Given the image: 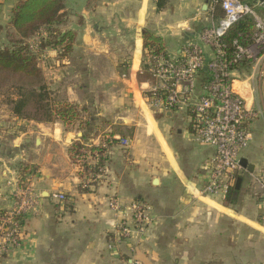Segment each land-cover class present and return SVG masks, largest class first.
<instances>
[{
	"label": "crops",
	"instance_id": "0c3cea01",
	"mask_svg": "<svg viewBox=\"0 0 264 264\" xmlns=\"http://www.w3.org/2000/svg\"><path fill=\"white\" fill-rule=\"evenodd\" d=\"M18 1L0 0V27ZM64 1L60 30L75 34L71 52L44 50L38 67L50 102L75 106L79 120L66 126L20 119L0 100V213L15 205V180L39 197L19 246L0 264H264L258 184L264 179V92L254 95L264 64L234 82L247 109L258 113L240 153L253 171L237 173L241 183L231 203L203 197L198 191L214 150L194 142L188 113L150 110L143 46L144 36L153 35L175 57L193 29L207 25L204 0H170L161 10L156 0ZM183 1L192 15L180 22ZM73 145L84 147L83 164L72 161ZM112 198L122 207L149 205L152 223L120 240V222L133 223L127 212L110 210Z\"/></svg>",
	"mask_w": 264,
	"mask_h": 264
},
{
	"label": "built area",
	"instance_id": "2783aa9c",
	"mask_svg": "<svg viewBox=\"0 0 264 264\" xmlns=\"http://www.w3.org/2000/svg\"><path fill=\"white\" fill-rule=\"evenodd\" d=\"M216 3V0H204L206 27L185 39L175 57L154 56L146 51L143 61L151 79L145 93L150 110L154 113H188L194 142L214 150L206 163L208 179L198 191L203 197H225L234 187L236 175L242 170L240 153L247 149L251 140L249 123L257 116V112L247 109L244 98L235 89L234 82L238 77L230 66L246 58L252 62L251 70L255 74L259 64H264V16L238 0H222V17L215 21ZM248 16L253 19L257 31L254 42L245 49L236 47L235 58L230 60L222 37L231 26ZM204 72L209 75L207 80L202 79ZM256 75L263 76L261 68ZM121 145L128 146V141L121 140ZM8 184L12 185V182ZM258 184L264 205V179ZM13 186L15 205L0 213V260L19 246L25 217L38 207L39 197L29 185H20L15 180ZM52 197L59 201L64 199L61 194ZM108 205L114 213L123 210L132 219L133 228L125 220L120 222V240L129 239L134 232L142 233L152 223L151 207L147 204L132 202L122 207L116 198H112ZM260 222L264 226V213ZM130 264L141 263L130 259Z\"/></svg>",
	"mask_w": 264,
	"mask_h": 264
},
{
	"label": "trees",
	"instance_id": "16d2710c",
	"mask_svg": "<svg viewBox=\"0 0 264 264\" xmlns=\"http://www.w3.org/2000/svg\"><path fill=\"white\" fill-rule=\"evenodd\" d=\"M169 1L156 0V8L164 9ZM221 1L216 0L215 21L222 17ZM238 1L248 4L264 16V0ZM65 9L64 0H19L11 11L7 26L0 27V100L7 103L12 113L20 119L58 121L66 126L79 120L80 113L75 106L50 102L42 71L38 67L39 55L44 50H55L61 56L71 52L75 34L60 30V26L66 22ZM205 27L206 25L199 24L193 29L194 34ZM256 33L255 23L249 16L231 26L222 37L228 58L230 60L235 58L236 47L243 49L250 47ZM143 47L144 51H149L151 55L168 57L162 40L153 35L144 36ZM251 65L250 60L242 58L233 63L230 70L235 71L239 77L248 73ZM146 76L147 81H151L147 73ZM208 76L204 72L202 79L207 80ZM262 79L264 80V67ZM84 152L83 146L73 145L70 149L72 161L75 163L80 161L83 164ZM26 170L22 169L19 172L21 180L25 179L23 175ZM234 195L235 190L232 187L226 193L225 201L231 203Z\"/></svg>",
	"mask_w": 264,
	"mask_h": 264
},
{
	"label": "rangeland",
	"instance_id": "374dc122",
	"mask_svg": "<svg viewBox=\"0 0 264 264\" xmlns=\"http://www.w3.org/2000/svg\"><path fill=\"white\" fill-rule=\"evenodd\" d=\"M204 2V1H203ZM189 3H186V1L181 2V4L179 5V9H180V22H184L187 19L191 18V15L189 14V12L187 11L189 5ZM260 14V13H259ZM206 23V22H205ZM182 24V23H181ZM204 25V24H203ZM187 33V32H186ZM197 34V33H196ZM181 38H183L184 36L180 35ZM183 42V41H182ZM244 75H240L238 78L241 80H244ZM254 95L255 96H259V91H263L264 92V80L261 79H255L254 81ZM258 116V113H257ZM256 116V117H257ZM196 143V142H195ZM198 144V143H196ZM199 145V144H198Z\"/></svg>",
	"mask_w": 264,
	"mask_h": 264
},
{
	"label": "water",
	"instance_id": "95a60500",
	"mask_svg": "<svg viewBox=\"0 0 264 264\" xmlns=\"http://www.w3.org/2000/svg\"><path fill=\"white\" fill-rule=\"evenodd\" d=\"M204 7H205V5H204ZM205 9H206V7H205ZM204 70H206V69H204ZM240 166H241V168L242 169H246L247 171H249L250 173H252V171H253V166L252 165H249L248 163H247V161H245L244 159L243 160H240ZM157 182H158V180L157 179H154L153 180V184H157ZM240 183H241V179L240 178H237L236 180H235V184H234V190L237 192L238 190H239V188H240Z\"/></svg>",
	"mask_w": 264,
	"mask_h": 264
}]
</instances>
